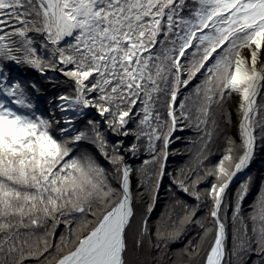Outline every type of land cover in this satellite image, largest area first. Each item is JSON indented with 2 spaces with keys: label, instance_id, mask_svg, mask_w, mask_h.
Returning a JSON list of instances; mask_svg holds the SVG:
<instances>
[{
  "label": "snow or ice",
  "instance_id": "6c2138e0",
  "mask_svg": "<svg viewBox=\"0 0 264 264\" xmlns=\"http://www.w3.org/2000/svg\"><path fill=\"white\" fill-rule=\"evenodd\" d=\"M261 57L264 0H0V264H143L145 237L149 251L153 236L160 251L191 224L202 234L171 264H191L212 233L204 264H264V184L247 213L252 177L228 203L231 184L264 142ZM9 63L38 74L44 87L6 70ZM49 86L69 91L45 96ZM233 94L239 143L225 135L220 159L201 175L219 128L214 107ZM36 96L47 108L41 110ZM90 109L100 119L78 129ZM181 123L203 135L190 141L199 145L192 163L170 173L169 147ZM102 126L117 139L109 141ZM130 136L134 142L125 147L119 138ZM82 142L94 145L111 171L88 152L74 155ZM125 152L144 154L139 168ZM133 174L139 175L135 195ZM166 176L197 204L175 198L150 232ZM208 177L214 181L201 192ZM205 197L210 207L196 219ZM137 198L147 203L130 248ZM229 208L230 249L221 215ZM209 217L214 228L206 226Z\"/></svg>",
  "mask_w": 264,
  "mask_h": 264
},
{
  "label": "trees",
  "instance_id": "16d2710c",
  "mask_svg": "<svg viewBox=\"0 0 264 264\" xmlns=\"http://www.w3.org/2000/svg\"><path fill=\"white\" fill-rule=\"evenodd\" d=\"M5 67L6 70L13 72L20 78L35 79L36 83L44 87L43 82L40 81L39 79H36L38 74L32 72L31 70L26 71L25 69H21L18 66L10 63L6 64ZM61 79H63V77H61ZM200 79L203 78L201 77ZM199 82H200L199 79L194 81L189 89L184 90L185 93L187 94L189 91H191V88H194L195 84ZM61 91H69V89L67 88L53 89L49 86L44 88V95L51 96L54 94H58ZM34 102H36L38 106H40L41 108L42 98L40 96H36L34 98ZM228 102L229 99H226L222 107L220 108L214 107V118L217 120L219 128L216 134H214L212 141L208 145L209 154L207 158L203 161V165L200 168L201 175H203L204 169H210L217 163L224 150L225 135H227V130L229 128V122L226 116V105ZM161 111L164 113L166 118V110L161 109ZM92 118L98 119L93 115H88L84 119L83 123L80 125V129H84L87 119H92ZM130 127H135V125H130ZM209 128H211V121L209 122ZM100 131L105 134L106 138L109 141H115L117 139V137H114L111 133H107L105 127L103 126L100 128ZM199 135H203V133L198 134L193 128L185 127L183 123L178 125L177 131L173 134V142L169 147V151L170 153H172V155H170L168 159V165H167L168 172L175 173L181 167H187L192 163V152H195V150L198 148L199 145H194L190 143V141L197 140ZM119 139H123V138L121 137ZM132 142H134V137H132V140L130 142L128 141L125 142V147L129 146ZM81 152H88L104 168L111 171V165L102 156H100L99 152L96 150L94 145L87 142H82L79 148L76 149L74 155H80ZM128 154L129 156L127 157L125 156L128 164L132 165L133 169L139 168L142 160L145 158L144 154L141 153L137 157H133L130 153ZM261 158H264V142L258 141L254 157L246 170L245 176L236 186L228 190V203L231 204L235 198V194L239 185L242 182L246 181L248 177H252V184L250 187L249 194L246 197V199L243 201V210L245 213H247L250 210L249 205L258 195L261 184H264V161ZM193 178L195 177L193 176ZM213 181H214V177H208V179L204 183H201L199 185V190L203 192L205 189L210 187ZM138 182H139V175L133 174L131 180L132 183L131 188L134 195L137 192ZM113 183H115L114 180ZM175 198H179L183 202V204H187L190 208L197 204V201H195L192 197L180 193L178 190H176L174 186L170 184V178L166 176L163 180V185L159 191V200L156 203L155 211L151 215L148 222L150 232H154L156 223L160 219L161 214L165 212L167 205H170L174 202ZM146 203H147V198H145L143 202H141L138 198L136 200L135 208L137 215L132 221V227L129 230V234H128L130 248H132L133 246L134 237L138 234L140 219L142 214L145 212ZM183 204L174 209V214H173L174 220L183 214L182 211ZM210 204L211 202L207 200V198L205 197L204 203L200 206V210L197 212L196 219H203L206 216ZM221 215H222V219H225L227 225L228 248L230 249L232 232H233V226L231 222V208H229L226 218L223 213ZM206 226L208 228H214V224L212 223L210 217L206 221ZM64 231H65L64 227L63 225H61L55 237L57 241L59 240L60 234L63 233ZM200 234H202V232L195 224L188 225L187 231L181 240H179L176 243L169 244L167 249H165L162 244L160 251H157L154 247L156 243L154 236L152 237L153 248L151 249V251H149L148 237H145L144 246L140 250L138 258L143 262V264H171L172 260L177 259V254L179 253V250L182 249L188 243L189 240H192L193 244H195L198 241ZM213 238H214V233L210 234L207 240L203 242V244L201 245L199 255H197L193 259L191 264H204L207 251L210 249ZM68 250L69 249L65 248L64 252H67ZM52 251L55 252L54 249ZM184 259L187 260V257H184ZM28 264H35V262H28Z\"/></svg>",
  "mask_w": 264,
  "mask_h": 264
},
{
  "label": "bare ground",
  "instance_id": "6f19581e",
  "mask_svg": "<svg viewBox=\"0 0 264 264\" xmlns=\"http://www.w3.org/2000/svg\"><path fill=\"white\" fill-rule=\"evenodd\" d=\"M261 60H262V62H264V57H261ZM230 101H231V103L229 105L228 113H229V116H230V118L232 120V127H231V130H230V133H229V137L232 138L233 140H235L237 143H239V132H238V123H239L238 103H239V97L236 96L235 94H233V96L231 97ZM90 110H92V109H90ZM90 110H86V111L88 112ZM57 115H59V113H57ZM247 168L243 172L239 173L237 175V177L234 179V181L236 179H238V178L243 177V175L246 173ZM131 180H132V177H131Z\"/></svg>",
  "mask_w": 264,
  "mask_h": 264
},
{
  "label": "rangeland",
  "instance_id": "374dc122",
  "mask_svg": "<svg viewBox=\"0 0 264 264\" xmlns=\"http://www.w3.org/2000/svg\"><path fill=\"white\" fill-rule=\"evenodd\" d=\"M231 98L229 99V102L227 103V105H226V116H227V120H228V122H229V128H228V130H227V136L229 137V133H230V130H231V127H232V120H231V118H230V116H229V113H228V111H229V105H230V103H231ZM45 108H47V105H46V103H44L43 101H42V104H41V110H43V109H45ZM91 112H93V113H91ZM88 115H93V116H95V117H97L98 119L97 120H99L100 118H99V116H98V114H96V112H95V110H90V111H88L87 112V116ZM86 116V117H87ZM85 117V118H86ZM84 118V119H85ZM84 119L83 120H80V121H78L77 122V128L78 129H80V125L83 123V121H84ZM107 133H110V132H107ZM57 135H58V133H57ZM123 138V137H122ZM123 140L125 141V142H130L131 140H132V137L130 136V137H128V138H123ZM124 155L127 157V156H129V154L127 153V152H125L124 153ZM263 161H264V158H261ZM131 167H132V165H130ZM246 174V173H245ZM245 174L243 175V177L245 176ZM243 177H242V179H243ZM239 183V182H238ZM237 183V184H238ZM236 184V185H237ZM131 185H132V183H131ZM235 185V186H236ZM234 187V186H233ZM233 187H231V188H233ZM231 188H229V190L231 189Z\"/></svg>",
  "mask_w": 264,
  "mask_h": 264
},
{
  "label": "water",
  "instance_id": "95a60500",
  "mask_svg": "<svg viewBox=\"0 0 264 264\" xmlns=\"http://www.w3.org/2000/svg\"><path fill=\"white\" fill-rule=\"evenodd\" d=\"M240 177H241V176H240ZM241 179H242V177L236 179L235 181H233V183L231 184L230 188L233 187V186H235V185H236Z\"/></svg>",
  "mask_w": 264,
  "mask_h": 264
}]
</instances>
